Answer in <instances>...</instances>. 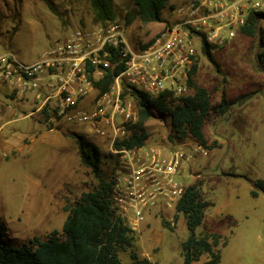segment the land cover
<instances>
[{"label": "rangeland", "instance_id": "rangeland-1", "mask_svg": "<svg viewBox=\"0 0 264 264\" xmlns=\"http://www.w3.org/2000/svg\"><path fill=\"white\" fill-rule=\"evenodd\" d=\"M187 1L169 0L160 21H145L138 14L136 0H113L115 20L99 22L90 0H0V55L11 53L32 63L58 38L78 28L94 29L109 23L119 24L133 47L142 46L174 21L175 10ZM257 25L254 36L240 27L227 33L223 42L211 43L215 62L203 54L201 44L194 82L212 92L214 104H219L223 94L231 102L225 113L209 117L204 128L206 144L191 136L169 138L170 118L157 111L145 122V147H192L198 142L206 148L207 154L197 155L185 165L183 181L186 186L198 181L202 196L214 203L195 232L221 233L216 246L221 255L218 264H264V191L254 185L264 179V18ZM124 87L123 99L129 102L132 115L116 121L125 130L121 139L128 137L138 122L136 99L125 93ZM192 92L187 81L184 95ZM184 95H174L175 102ZM0 97L19 106V111L26 107L24 113L30 116L14 123L20 127L17 134L27 136L21 147L0 143V241L19 247L34 236L46 239L54 229L62 234L67 206L97 184L91 169L81 161L73 133L85 134L99 147L106 174L113 173L117 155L108 139L97 135L89 123L50 120L48 109L49 116L43 117L47 108L43 97L21 95L1 80ZM93 103L88 97L80 107L90 109ZM252 190L257 191L256 196ZM166 212V216L151 215L134 230V245L120 251L123 261L130 262L135 250L152 264H183L181 243L190 231L185 216L176 208ZM208 258L203 254L192 264Z\"/></svg>", "mask_w": 264, "mask_h": 264}, {"label": "built area", "instance_id": "built-area-1", "mask_svg": "<svg viewBox=\"0 0 264 264\" xmlns=\"http://www.w3.org/2000/svg\"><path fill=\"white\" fill-rule=\"evenodd\" d=\"M253 10L264 12V0H188L175 10L174 21L138 47H133L117 23L78 28L58 38L32 63L11 53L0 55V80L21 95L43 97L50 120L89 123L97 135L108 139L117 155L111 174L112 204L126 224L137 230L151 215L166 216V211L176 208L186 189L185 165L207 150L198 142L164 149L115 147L125 133L117 119L132 115L129 102L123 99V86L152 97L165 91L184 95L202 40L223 42L227 33L247 23ZM115 56L124 62V69L102 92L95 80L115 66ZM88 97L94 103L82 109L80 103Z\"/></svg>", "mask_w": 264, "mask_h": 264}, {"label": "trees", "instance_id": "trees-1", "mask_svg": "<svg viewBox=\"0 0 264 264\" xmlns=\"http://www.w3.org/2000/svg\"><path fill=\"white\" fill-rule=\"evenodd\" d=\"M96 20L112 21L116 18L113 0H90ZM169 0H136L139 16L145 21H160L161 11ZM264 18L263 11H251L242 31L254 36L257 33L258 21ZM262 39V38H261ZM212 46L202 40V52L212 62ZM117 61L113 68H108L105 75L95 80V85L102 91L110 89L115 77L124 69V62ZM197 72L194 61L188 83L193 88L191 94L182 96L179 102L170 91L152 97L137 88L125 86V93L136 99L138 122L133 126L132 133L115 142V147H140L148 138L145 122L155 111L170 118L172 132L169 138L183 139L191 136L206 144L205 125L212 113L223 114L231 104L225 94L219 104L213 103L212 92L204 86L197 85L193 76ZM47 118L49 113L44 107ZM79 147L80 158L97 178L93 189L84 191L76 201L67 206L68 214L63 222L62 234L54 229L46 239L34 236L22 246H9L0 241V264H152L147 257H140L131 251V261L125 262L120 257V251L134 245V230L126 224L117 213L111 200L112 175L106 174L101 168V151L99 147L83 133H73ZM254 185L264 191V179L256 180ZM254 196L256 190H252ZM214 203L205 199L200 191L199 182L186 186V189L176 205V212L185 216L190 235L181 243L183 264H192L201 255L209 258L201 264H218L221 255L216 246L220 242L221 233L217 230L203 235H197L196 228L203 223L207 209ZM232 220L231 225L236 222ZM165 226L172 229L169 222ZM1 225H0V234ZM210 237L212 239H210Z\"/></svg>", "mask_w": 264, "mask_h": 264}, {"label": "crops", "instance_id": "crops-1", "mask_svg": "<svg viewBox=\"0 0 264 264\" xmlns=\"http://www.w3.org/2000/svg\"><path fill=\"white\" fill-rule=\"evenodd\" d=\"M24 109L26 107L21 108L16 106L10 101H7L5 98L0 97V143H8L12 142L14 144H20L21 141L27 139V136H21L17 134L20 127L14 125L16 122H20L21 118H28L27 114L24 113ZM35 121V120H34ZM38 125L41 126L40 122L35 121ZM8 129L7 132H3V130ZM40 128L38 129V131ZM4 133V135H3ZM42 136H46V134H42ZM21 147V144L19 145Z\"/></svg>", "mask_w": 264, "mask_h": 264}]
</instances>
